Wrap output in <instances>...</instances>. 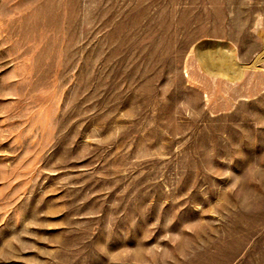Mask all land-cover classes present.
I'll return each instance as SVG.
<instances>
[{
	"label": "rangeland",
	"instance_id": "1",
	"mask_svg": "<svg viewBox=\"0 0 264 264\" xmlns=\"http://www.w3.org/2000/svg\"><path fill=\"white\" fill-rule=\"evenodd\" d=\"M263 50L264 0H0V264H264Z\"/></svg>",
	"mask_w": 264,
	"mask_h": 264
},
{
	"label": "bare ground",
	"instance_id": "2",
	"mask_svg": "<svg viewBox=\"0 0 264 264\" xmlns=\"http://www.w3.org/2000/svg\"><path fill=\"white\" fill-rule=\"evenodd\" d=\"M228 48V47H227ZM261 54H263V56H264V50H263V52L261 53ZM259 55H260V53H259ZM262 56V55H261ZM223 57V56H222ZM225 57V56H224ZM227 58V57H226ZM221 59V58H220ZM230 59H231V57H230ZM229 62H230V60H229ZM264 62V58H261V57H258V59L255 61V65H258V64H260V63H263ZM231 63V62H230ZM226 65V64H225Z\"/></svg>",
	"mask_w": 264,
	"mask_h": 264
}]
</instances>
